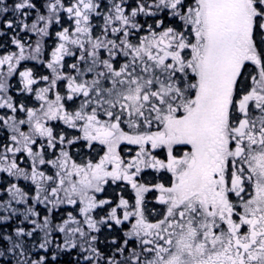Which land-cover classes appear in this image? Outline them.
<instances>
[{
    "label": "snow or ice",
    "instance_id": "6c2138e0",
    "mask_svg": "<svg viewBox=\"0 0 264 264\" xmlns=\"http://www.w3.org/2000/svg\"><path fill=\"white\" fill-rule=\"evenodd\" d=\"M0 264H264V0H0Z\"/></svg>",
    "mask_w": 264,
    "mask_h": 264
}]
</instances>
